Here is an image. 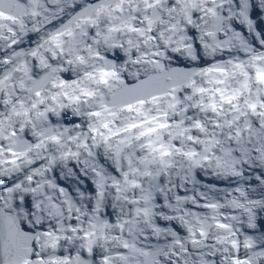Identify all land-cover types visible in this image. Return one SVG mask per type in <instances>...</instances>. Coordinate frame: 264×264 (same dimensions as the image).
I'll use <instances>...</instances> for the list:
<instances>
[{
	"label": "snow or ice",
	"instance_id": "obj_1",
	"mask_svg": "<svg viewBox=\"0 0 264 264\" xmlns=\"http://www.w3.org/2000/svg\"><path fill=\"white\" fill-rule=\"evenodd\" d=\"M0 264H264V0H0Z\"/></svg>",
	"mask_w": 264,
	"mask_h": 264
}]
</instances>
